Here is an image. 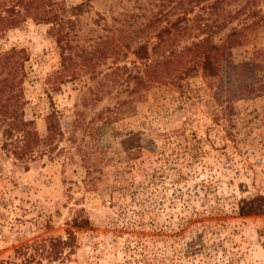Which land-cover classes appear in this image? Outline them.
Masks as SVG:
<instances>
[{
  "label": "rangeland",
  "instance_id": "374dc122",
  "mask_svg": "<svg viewBox=\"0 0 264 264\" xmlns=\"http://www.w3.org/2000/svg\"><path fill=\"white\" fill-rule=\"evenodd\" d=\"M52 1L64 19L54 28L38 2L0 0V53L21 50L14 107L38 137L21 162L2 149L0 122V264L68 231L64 259L39 264H264V212L240 214L264 206V17L251 23L264 0L214 11L212 0ZM206 36L226 45L214 74L183 49ZM142 41L145 62L131 53ZM170 49L165 76L145 70Z\"/></svg>",
  "mask_w": 264,
  "mask_h": 264
},
{
  "label": "trees",
  "instance_id": "16d2710c",
  "mask_svg": "<svg viewBox=\"0 0 264 264\" xmlns=\"http://www.w3.org/2000/svg\"><path fill=\"white\" fill-rule=\"evenodd\" d=\"M196 1L197 0H187L189 4L191 2ZM35 2H38L40 5H43L41 6L43 8L40 11L36 12V15L39 16L40 20L43 22L50 23L52 25L51 28H54L55 24H57V27H59V25L64 19L59 14H56L53 10L54 3L52 0H19V4H21L25 10L32 8L33 3ZM224 2L225 0H212L209 4L206 5V8L211 9V11H214V9L221 6V4ZM191 5L192 4L189 5L190 9H192ZM76 7H79V5L71 8L75 9ZM10 14H18V11L14 10V8H11ZM251 14L259 13H256L253 10ZM262 16L264 17V12H262L257 17L258 19L251 21V23H259L260 19H262ZM14 20H16V18L15 16H12L10 18H6L4 22L12 24L14 23ZM192 20H196V27L199 29H202L204 26L206 27L210 25V23L207 22H200L199 16L193 17ZM170 25H172L174 29L178 28V25H176L175 21L171 22ZM242 27L245 28L248 26L246 24ZM242 27H240L239 29H243ZM239 29H232L226 36L228 37V40L230 39L231 43L233 44H236L242 40H240V36H242V33ZM157 38V41L151 46V51L153 50L155 45L158 46L161 42L164 41L163 37L158 33ZM60 40L61 37H58L56 40L58 44L60 43ZM148 44L149 43H147V41L137 43L134 49H132L131 53L136 59L145 62L149 55L147 49ZM222 46H226L224 45V41L221 44H216L215 42L211 41L209 37L206 36L201 39H196V41L191 42L190 45L185 46L183 49L186 51V53H191L192 51L197 53L199 56V64L201 68L208 72V74H214L217 68L216 65L218 60L216 59L215 55L216 50L218 49V47ZM20 51L21 50L11 48L8 51L0 53V122L4 123V127L2 129V149L14 156L15 159H18L21 162H25L26 160L31 158L32 150L37 145L38 137L35 131L30 126L32 124L31 121L24 120L20 115V112H17L16 108L14 107V102H16V100L14 99H16L18 95V92L14 90V88L19 84L20 79L15 80L14 76L15 73H17V69L13 66L15 64V56L20 53ZM175 54L176 53H174V51L170 49L167 54L163 55L162 58H158L155 61H149L146 64L144 63L146 67L145 70H147L148 68H152L157 71L156 67L163 65V69L165 71L163 75L167 74L168 63L171 61V57ZM4 69H6L7 71H4ZM46 130V139L47 141H50L53 139V137L57 134L58 131L56 122L47 123ZM42 149L44 151L47 150L45 147H42ZM49 150L50 148L48 149V151ZM255 200H258V202H263L264 205V199L262 197H255ZM263 212L264 206L261 207L260 203L250 205L245 210H240V214L242 215L257 214ZM72 225L75 227L86 226L88 225V219L87 217L74 218L72 221ZM74 241L75 237L73 235V232L68 231L66 232V237L64 239L61 237L53 236L42 237L38 240H33L32 242L24 246H19L18 248H16L15 251L21 256V259H23L22 264H39V259L41 260V256L48 257L51 259H64L65 255H62V250L64 249V247L73 246ZM4 264L15 263L5 261Z\"/></svg>",
  "mask_w": 264,
  "mask_h": 264
}]
</instances>
